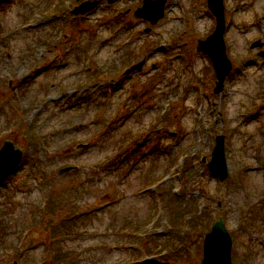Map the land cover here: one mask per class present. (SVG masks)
<instances>
[{
  "label": "rangeland",
  "instance_id": "374dc122",
  "mask_svg": "<svg viewBox=\"0 0 264 264\" xmlns=\"http://www.w3.org/2000/svg\"><path fill=\"white\" fill-rule=\"evenodd\" d=\"M83 1L0 0V146L23 151L0 185V264H52L58 251L68 264H201L218 217L231 264H264V0H223L232 69L218 94L196 52L215 27L206 0H167L154 25L133 16L143 0L72 21ZM219 135L223 182L206 165ZM46 203L90 215L48 242Z\"/></svg>",
  "mask_w": 264,
  "mask_h": 264
},
{
  "label": "water",
  "instance_id": "95a60500",
  "mask_svg": "<svg viewBox=\"0 0 264 264\" xmlns=\"http://www.w3.org/2000/svg\"><path fill=\"white\" fill-rule=\"evenodd\" d=\"M101 1L113 4L117 0H91L84 1L73 9V14H85L94 10ZM166 0H143L133 15L137 19L149 22L151 25L156 24L164 16V7ZM207 7L215 18V27L210 35L203 40H198L196 52L206 55L213 67L216 82L213 92L218 94L222 91L224 81L229 75L232 64L227 57L224 43L225 33V17L223 0H207ZM126 10L121 15H126ZM149 31V28L144 30ZM260 41H255L250 45L251 49L261 47ZM264 56V51L258 53ZM144 61L132 65L124 74L133 71H141ZM22 158V149L15 147L10 139H5L0 147V185L4 183L8 177L18 168ZM70 167L60 169L59 174L70 171ZM208 172L223 182L228 177V170L224 152V136L219 135L215 138V145L211 151L210 160L207 162ZM231 247L232 239L227 232L223 219H218L213 223L209 232L203 239L202 260L201 264H231Z\"/></svg>",
  "mask_w": 264,
  "mask_h": 264
},
{
  "label": "trees",
  "instance_id": "16d2710c",
  "mask_svg": "<svg viewBox=\"0 0 264 264\" xmlns=\"http://www.w3.org/2000/svg\"><path fill=\"white\" fill-rule=\"evenodd\" d=\"M28 82V80H25ZM142 145V143H140ZM138 146V145H137ZM136 144L133 145V147H129L128 150H124V153L126 155H123V158L121 160V163H124L126 159H128L131 156H134V159L137 157V148ZM133 159V160H134ZM136 161V160H135ZM111 163L108 165L107 168H115V162L116 161H110ZM71 174L70 172L67 173V175ZM47 201V200H46ZM64 208H56L52 207L50 209L47 208V203L45 204V207L39 211L40 214V220H39V226L40 230H42L48 237V242L49 241H56L59 237H61L62 234H65L64 231L60 230V225L59 224H66L69 222H75L79 218H88L89 217V212H83V213H70L67 211L63 212ZM46 240L43 241V245L47 247L46 245ZM50 246V245H49ZM161 249V248H160ZM52 264H68V256L66 253L63 254L60 251L58 252H52Z\"/></svg>",
  "mask_w": 264,
  "mask_h": 264
},
{
  "label": "flooded vegetation",
  "instance_id": "af4514ba",
  "mask_svg": "<svg viewBox=\"0 0 264 264\" xmlns=\"http://www.w3.org/2000/svg\"><path fill=\"white\" fill-rule=\"evenodd\" d=\"M64 16H65V12H64ZM80 18H82V17H80ZM75 21H81V19H79V20H76V19H74Z\"/></svg>",
  "mask_w": 264,
  "mask_h": 264
}]
</instances>
